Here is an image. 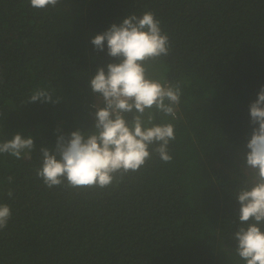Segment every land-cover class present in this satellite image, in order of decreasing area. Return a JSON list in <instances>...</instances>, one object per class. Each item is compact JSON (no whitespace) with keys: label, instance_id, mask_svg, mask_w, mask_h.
<instances>
[{"label":"trees","instance_id":"trees-1","mask_svg":"<svg viewBox=\"0 0 264 264\" xmlns=\"http://www.w3.org/2000/svg\"><path fill=\"white\" fill-rule=\"evenodd\" d=\"M148 11L171 43L150 75L181 89L175 117L154 121L174 125L173 159L153 153L105 189H49L36 176L40 148L92 126L90 78L115 62L91 39ZM261 86L264 0H60L46 9L0 0V143L20 133L36 145L30 158L0 154V203L12 212L0 264H246L233 239L235 196L249 175V106ZM41 88L60 102L27 103Z\"/></svg>","mask_w":264,"mask_h":264},{"label":"clouds","instance_id":"clouds-1","mask_svg":"<svg viewBox=\"0 0 264 264\" xmlns=\"http://www.w3.org/2000/svg\"><path fill=\"white\" fill-rule=\"evenodd\" d=\"M59 2L30 0V5L46 9ZM91 43L97 51H104L106 44L107 55L115 62L98 67L90 78V88L98 100L91 105L95 109L92 126L67 135L61 133L52 148H40L42 163L36 176L49 189H105L138 172L153 153L164 163L173 159L169 144L176 139L174 125L154 121L155 113L175 117L181 89L162 84L149 72L151 61L171 51L170 38L161 21L151 11L139 17L130 14L95 35ZM37 101L56 104L60 98L41 88L32 93L27 103ZM249 111L253 128L243 154V170L249 175L235 196L240 205V227L233 239L236 254L246 264H264V86ZM35 147L31 135L17 133L0 143V154L30 158ZM12 180L9 176L8 181ZM7 195L12 197V191ZM11 215L10 206L0 203V230L7 227Z\"/></svg>","mask_w":264,"mask_h":264}]
</instances>
